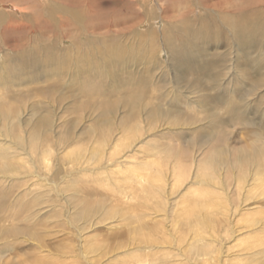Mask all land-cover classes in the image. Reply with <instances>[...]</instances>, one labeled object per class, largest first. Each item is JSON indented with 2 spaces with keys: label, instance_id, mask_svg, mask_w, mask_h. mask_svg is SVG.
Wrapping results in <instances>:
<instances>
[{
  "label": "rangeland",
  "instance_id": "obj_1",
  "mask_svg": "<svg viewBox=\"0 0 264 264\" xmlns=\"http://www.w3.org/2000/svg\"><path fill=\"white\" fill-rule=\"evenodd\" d=\"M258 2L260 1L241 0L240 4L244 6L255 5ZM167 5L168 0H68L66 3L61 0H0V98L7 99L13 110H16L17 114L20 115L21 120L18 123L16 122L17 135L22 134L29 138L30 134L36 130L38 133L47 134L55 151L51 157L50 164L56 166L63 158L69 160H66L65 173L62 174V176L64 175L63 177L67 178L63 179L66 180V183H63V180L60 183V190L64 192V195H53V197L48 198L49 201L47 203V199H41L37 206L23 214V218H26L31 225H44L45 227L43 228L51 229L54 234L61 227L72 230L73 225L71 223H75L74 226H78L82 225L84 221L81 218L82 205L77 199L73 198V193L70 191L71 188L66 190L69 183H79L85 186V194H94L97 191L100 200L101 197L111 196L113 190H121L123 188L130 190L131 180L136 181L139 175H145L149 177L150 182L154 183H145V189L136 184L134 193L129 192V198L123 202L127 204L130 202V205L137 209L129 210L126 209L128 208L127 204L123 206L121 203V205H115L110 201L107 202L106 208L98 215H101V218L97 216L98 221L95 219L93 230L85 233L84 238L86 241H107L112 236L120 234L122 238L120 240L127 242L134 226L135 211H137L139 216H144L142 220L148 226L157 225V228L159 226L163 227L165 231L170 230L171 225H176L179 228L187 223L183 212L191 201L192 208L196 207L194 209L195 213L201 211L207 214L208 218L207 223L205 222V228L213 221V231L209 228L207 229L208 232L205 233L207 241L212 243L217 250L213 255L214 259L212 262L215 264H236L238 261H232V259L237 253L243 254L239 251L246 249V242H253V239H250L251 236L254 233H259L261 231L260 227L264 223V186L256 181L259 177L255 175L254 168L247 167L244 170L247 177L243 183L246 190L244 189L240 193L236 190L234 180L240 177L238 173L241 172L239 171L241 169L237 164L230 165L227 168L225 164H221L220 155L222 152L220 153L216 149L220 146L219 141L215 139L218 135H209L210 132L208 133V131H203V128H198L201 126L208 127L209 124L207 123L206 115L203 114L204 109L202 108V103H200L202 100L198 98L199 94H195L192 89L187 86L182 87L183 95L190 98L189 101L182 99L184 105L188 101L189 106H192H190L192 111H188L187 115L178 113V116L188 118L190 121L195 117L197 121L200 120V124L196 125L197 128L195 130H174L167 125L160 126L159 123L155 125L153 132L145 133L150 128L146 121L140 133H144L141 135L142 143L137 142L138 145L137 143L135 144L136 148L125 149L121 155L109 161L110 153L113 154L114 152V143L116 144L121 136H118L119 133L116 131L115 135L112 134L110 142H104L107 145L103 144L108 154H106L107 156L102 163L94 159H85L87 156L90 157V152L96 146L93 142L94 137H90L89 134L93 128L99 125L98 113L94 110L96 105L103 99L114 101L123 99L124 88L121 85L125 80L131 79L136 83L144 80L143 87L144 90L146 89V101L153 100L154 95L156 97L158 94L161 95L162 92L170 93L175 89L176 84H174L173 75L170 73V68H173V66L161 64L158 56V50L164 49L161 30L163 23H166L162 22L160 18L161 9ZM67 9L74 10L76 15L72 17L66 12ZM171 16L175 22L181 18L177 12L171 14ZM61 18L72 26H85L91 30L90 32L89 30L74 32L72 31L74 28H71V30L63 28L59 35H63L67 31L71 32L74 37L71 40L67 38L60 42L57 39L59 31H46L43 28L54 21L58 22ZM257 19L259 21L258 28H253L250 33L248 32V36L242 39V41H249L250 39L254 41L255 46L252 54L240 50L241 48L247 49L249 46L247 43H241L239 48L238 43L227 44V46L225 43L215 44L214 42L207 50H204L198 39L188 37L187 40L189 41H186L184 45V49L188 51V53L184 52V56L187 57L188 54L193 60L192 62L187 57L186 59L189 62L195 63L196 59L199 58L209 60L208 66L205 68L211 67L213 76L220 77V82L228 86L226 97L223 99L222 107L217 114L218 118L220 120L225 119L228 105L232 102L239 103L246 111L247 125H230V127L220 125L219 127L224 134L222 138L224 142L221 143L223 146L220 148L223 149L224 156L229 157L231 160H233L235 155L243 156L244 150L247 151L257 146L253 141L256 138L260 139L261 133L264 131V87H260L254 95L247 99L241 98L243 92L252 90L251 85L254 81L264 76V69H256L257 66H264V15ZM209 20L217 27L220 26L221 31L224 29L222 25L224 20L220 17L215 19L216 21L212 20V18ZM100 25L108 26L111 30L108 32L103 30L100 33L94 32L95 27ZM199 27V22L194 23L190 31L193 34L199 32ZM146 29L152 30L153 33L149 34L150 36L141 37V34ZM215 30L210 31L214 34ZM223 31L226 32V30ZM173 35L177 39L187 38V32L184 30L177 33L173 32ZM56 39L57 43L54 44ZM72 43H76L77 46L72 47ZM163 55L166 61L167 55L165 53ZM239 55L241 56L238 59L239 63H234V60ZM224 56L226 61L223 63L224 60L221 57ZM221 63L224 65H221ZM207 80L210 81L211 79L207 78ZM211 85H214V83ZM114 87L119 89L116 92V97L113 94H110V98L92 95L96 89L110 92L113 91ZM84 91L88 93L84 94ZM205 94L216 95L217 91L208 89L205 90ZM183 95L181 94V96ZM111 96L114 98L111 99ZM252 102L260 103L258 104L260 105L259 113L251 111ZM167 106L169 104L165 105V108ZM215 106L216 103H214ZM122 116H124L123 112L119 111L114 118V122L117 121L114 128H117L116 126L122 120ZM44 118L47 119L46 122L48 123L42 125L40 121L44 120ZM140 134L137 136H140ZM197 134L199 135L196 140L195 136ZM94 136L98 139L96 135ZM206 139L208 142L203 146ZM127 140L126 138L121 139L120 145L129 144L130 141ZM169 142L172 143L173 151L176 154L179 153L181 147L188 152L187 160L183 163V166L189 167L191 170L188 171L190 173V176L187 177L188 179H184L183 187L177 188L174 195L169 178L166 179L164 190H158L157 182L154 181L157 180L159 170H163V173L165 175L167 173V177H169L170 166L163 165L164 167L159 169V164H156L157 167L152 164L156 158L147 155L150 150H156L154 152L156 154L158 152L157 149H151L152 146L149 145L158 143L161 148H164ZM166 143L167 145H165ZM179 144H182V146ZM258 145L262 146L263 143L259 142ZM18 152L22 154V158L30 160L27 151L18 150ZM81 154L86 156L82 160L83 165L78 166L77 172V168L74 169L75 171L72 174L71 159H76L77 155ZM157 159H159V156ZM157 159L156 161H161ZM117 161H124L121 164V169L117 167ZM149 164L150 166H148ZM197 167L202 170V173L205 169L208 173L214 172L216 181L209 179L212 175L207 177L202 173L200 174L201 176L197 174ZM79 168L88 172L94 171V173L89 172L91 174L90 178L99 180L98 185L96 187L92 183L88 185L86 182L87 177H84L86 173H81ZM68 173L70 174L69 177H67ZM224 173L226 174L224 175ZM17 175V178H23L25 172L22 171ZM198 179L201 181L200 185L196 183L199 181ZM195 180V184L191 183ZM0 181L2 182L1 185L7 187V189L9 185L16 182L12 179L5 181L0 179ZM216 182L219 183V186H215ZM29 183L31 184L32 181H29ZM202 193L223 196L222 202L227 205L228 211L219 208L209 213L206 208L198 207L197 201L200 200L199 195ZM15 194L11 199L12 201L21 199L20 196L24 194V191H19ZM32 194L23 201L22 207L37 196V193ZM90 206H94V203ZM63 207L66 217L65 215L62 217L60 214ZM158 208H160L159 210L164 209L165 212L158 213ZM102 218L104 221L97 225ZM201 220L204 221V219ZM253 220L259 222L258 229L255 228L257 231L247 228ZM136 224L138 223L136 222ZM195 230L190 236L196 235L197 232ZM213 232L216 234L217 242L212 241ZM64 238V233L57 234L56 236L48 237L47 242L55 244ZM79 242H81L80 239ZM113 242L116 243L117 239H113L111 243ZM65 243L70 244L69 241H65ZM31 245L30 243H23L20 246L22 251H9L8 249L0 248V264H30L31 260L27 259L28 255L25 253L32 249ZM196 245H203V242H197ZM182 246L187 248V242H184ZM256 258L260 264L264 263V255H258ZM200 259L202 260L199 256H195L194 261L199 262ZM256 260L251 259L252 262L250 260L242 261L243 263L240 264H255Z\"/></svg>",
  "mask_w": 264,
  "mask_h": 264
},
{
  "label": "bare ground",
  "instance_id": "obj_2",
  "mask_svg": "<svg viewBox=\"0 0 264 264\" xmlns=\"http://www.w3.org/2000/svg\"><path fill=\"white\" fill-rule=\"evenodd\" d=\"M61 1L63 3H66V1L68 0ZM240 1L241 0H168V5L161 9L160 18L162 22L166 23H163V28L161 30V37L164 49L161 48L160 50H158V56L160 58L161 64H166V66H173V68H170V73L173 75L174 84H176L175 89L170 93L162 92L161 95L158 94L156 97L154 95L153 100L146 101V89L144 90L143 87V82L145 81L143 80L139 83H136L131 79L125 80V82H123V84L121 85L123 86L122 88H124L123 99H121L120 101L103 99L98 103V105H96L94 110L96 113H98L99 125H97L95 128L92 129L91 132H89L90 137H94L93 142L96 144V146L93 147L92 152H90V157L82 156L81 154L77 155L76 159H71L70 167L72 168V174L73 171H75L74 169L77 168V172L78 166L83 165L82 160L85 157L86 160L87 158L91 160L94 159L99 163H102L105 157L107 156L106 154H108L106 153L104 149L105 146L103 144H106L104 142H110L112 134H114L116 131L119 133L118 136H121L120 139L117 140L116 144L114 143V152L113 154L110 153V157L108 158L109 161H112L116 158V156L121 155V153L124 152L125 149L136 148L137 146L135 144L137 142L142 143L141 135H143L144 133H140L142 132L143 125L146 124V121L150 128L149 131L145 133L153 132L155 130V125L159 123L160 126L167 125L169 127H172L171 129L174 130H195L197 128L196 125L198 123L200 124V120L197 121L195 117L190 121V119L180 116L184 114L187 115L188 111H192V108H190L191 105L189 106L188 102L190 99L189 96H185L182 93V87L187 86L188 88L192 89L195 94H199L198 98L202 100L200 101V103H202V108L204 109L203 114H205L207 117L206 120L209 124L207 125L210 129L207 126H201L198 128H203V131H208V133L210 132L209 135H218V137L216 136L215 139L219 141L220 146L216 149H218V152H222V154L220 155L222 160L221 164H225L226 168L230 165L237 164L241 169L239 170L241 172H237L238 174H240V177L234 180L236 190H238L240 193V191L242 192V190L245 189L243 183L247 176L245 174L246 171L244 172V170L247 167L254 168V171L256 173L255 175L259 177V179L256 181L262 183V185L264 186V131L261 133L260 139L256 138L253 141V143L257 146H254L247 151L244 150L243 156L235 155L233 156V160L229 159V157H225L223 149L220 148L221 146H223L221 143L224 142V140H222L224 134L223 131L219 129V127L220 125H226L228 127H230V125H247V119L245 117L246 111L239 103L232 102L228 105L225 119L220 120L217 114L219 113V109L222 107L223 99L226 97V91L228 90V86L223 85L220 82V77L213 76L211 67L205 68L206 66H208L207 63L209 62V60L207 61L203 58H199L196 59L195 63H191L188 59H186L187 57L191 59V56H188V54L187 57L184 56V52L188 53V51L184 49L185 42L189 41L187 40L188 37L195 38L196 40L198 39L203 45L204 50H207L211 44H214V42L215 44L225 43L226 45L238 43L239 48L241 47V43H247V45H249L248 48H241L240 50L243 52L245 51V53L252 54L253 47L255 46L254 41H251V39L249 41H242V39L248 36V32L250 33L253 28H258L259 21L257 18H259L261 15H264V0H256L260 2L255 5L249 4L245 6L240 4ZM66 12L72 17L76 15V12L72 9H67ZM176 12L179 13V15L181 16V18L178 19L177 22L173 21L171 16V14H174ZM219 17L224 20L222 25L224 26L223 30H226V32L223 30L221 31L219 28L220 26L217 27L213 23L209 22V19L212 18V20L216 21L215 19ZM198 22L200 23V30L199 32L193 34L190 31L191 26L194 25V23L196 24ZM63 28H67L70 30L71 28H74L72 30L74 32H77L79 30H89L90 32L91 30L90 28L87 29L85 26H72L71 24H68L66 21L62 20V18L58 22L54 21L47 26L45 25L43 29L46 31H59L57 39H59L60 42L67 38L71 40L74 37L71 32L65 31L63 35H59ZM214 29L216 30L213 34L210 30ZM103 30H107L108 32L111 29L108 26L104 27L103 25H100L98 27H95L94 32L100 33ZM183 30L187 32L186 39H177L174 37L175 34L173 35V32L177 33ZM152 33V30L146 29L141 34V37H145L146 35L150 36L149 34ZM57 39L54 41V44L57 43ZM71 46L76 47L77 45L76 43H72ZM164 53L167 55L166 61L164 59ZM240 57V55L239 57L237 56V58L234 60V63H239L238 59ZM221 58L224 60V63L226 61L225 56ZM221 65L224 64L221 63ZM257 68L264 69V66L260 65V67L257 66L256 69ZM207 78H210L211 80L209 81L207 80ZM212 83H214V85H211ZM251 87L252 90H247L246 92H243L241 94L242 99H247L248 97H251L256 91H258V89H260V87H264V76L259 78V80L254 81ZM208 89L216 90L217 94H205V90ZM117 90L119 89L116 87H114L113 91L110 92H104L101 89H96V91H94L92 95L110 98V94H113V96L116 97ZM240 90L242 91L241 88ZM180 92L183 96H181ZM87 93L88 92L84 91V94ZM113 98L111 96V99ZM182 99L188 100V103L186 102L184 105V101ZM214 103H216L215 107ZM256 103H251V111L259 113L260 105L258 104L260 103ZM167 104H169V106L165 108V105ZM119 111H122L124 116H122V120H120L121 123L120 121L118 122V125L116 126L117 128H114L115 123L117 122H114V118L116 117ZM178 113H180L179 116ZM188 115L190 114L188 113ZM19 120H21L20 115L17 114L16 110H13L12 106L9 105L7 99L0 98V179H2V181L8 179L16 181L13 184L9 185L8 189L7 187L1 185L2 182L0 181V248L8 249L9 251H22L20 246L23 245V243L32 244V249L28 252L29 254L25 253L28 255L27 259L31 260L30 264H200L202 262L204 264H215L212 262V260L214 259L213 255L217 252V250L212 243L207 241L205 237V233L208 232L207 229L210 228L211 230L214 227L213 221L212 223H209L208 227L205 228V222L208 218L207 214H204L201 211L199 213H195L194 209H196V207L192 208L191 201L189 202L190 204L185 207L186 209H184L183 212V215L186 217L185 220H187V223L183 224V226L179 228H177L176 225H171V229L165 231L163 227L159 226L157 228V225L148 226L144 224L142 220V218L144 219V216H139L137 211H135V220L138 224H136L134 218L131 217L134 220V226L132 227L130 234L131 236L129 235L130 237L127 242L120 240L122 239L120 234L112 236L107 241L85 240V233H89L90 230H93L95 226L94 221H96L101 216L98 215L104 210V208H106V203L110 201L115 205H119L121 203L124 206V204H127L123 202L127 200V198H129V192L134 193V186L136 184H138L142 189H145V183L150 182L149 177L145 175H139L136 181L130 179V190H128L127 188H123L121 190H111V196L109 195V197H101L100 200L98 198L96 190V192L94 193L95 195L92 193L85 194V186H82L79 183H69L66 187V190L71 188L70 191L71 193H73V198L77 199L80 205H82L81 218L84 221L82 225L77 224L78 226H74L75 223H71V225H73L72 230H68L61 227L58 229L56 234H54L51 229L43 228L45 227L44 225L29 224L27 222V219L23 218V214L25 212L32 210V208L37 206L43 198L47 199V203L49 201L48 198L53 197V195H64V192L60 190V183L61 180L67 179L66 177H63L64 175L62 176V174L65 173V166L67 164L66 160H69L63 158L57 163L56 166L50 164L51 157L54 155L53 153L55 152L53 150V145H51L52 142H50V138L47 136V134L38 133L37 130L31 133L29 138L23 136L22 134L17 135L16 122L18 123ZM46 121L47 119L44 118V120L42 119L40 123L44 125L48 123ZM212 129L213 131L211 132ZM139 134L140 136H137ZM94 135H96L98 139ZM198 135L199 134L195 136L196 140L198 138ZM125 138L128 139L130 143L127 145H120V140H123ZM170 142L168 145L166 143L165 145L167 146H164V148H161L158 143H156L155 145H149L152 146L151 149H157L158 152L156 154L154 153L156 150H150L147 155L156 159L159 156V159L157 160L161 161L159 162L155 159L152 163L155 164L154 166L156 167V164H159V169H162V167H164L165 165L170 166V169L168 168V174H170L169 177H167V173L166 175L165 173H163V170H159V173L157 174V180L154 181L157 182L158 190H164V186H166L167 182L166 179L169 178V181L172 184V193L174 195L177 188L183 187V184L185 183L184 179L186 180V178L190 176V173H188V171L191 170L189 167L183 166V163H185V161L187 160L188 152L183 150L184 148L182 149L181 147V149H179V153L176 154L173 151V145ZM179 142H181V140ZM207 142L208 140L206 139L205 144H201H203L204 146ZM259 142H262L263 145L259 146ZM8 143L10 144L7 145ZM180 146H182V144ZM18 150L27 151V155L29 156L30 160L22 158V154H20ZM122 162L124 161H117L118 164L116 165L119 169H121ZM148 166H150V164ZM197 168L198 169L196 173L200 175L202 173V170H200L199 167ZM147 169L149 168L147 167ZM80 170L81 173H86V176L84 177H87L86 182L88 185H90L91 183L93 186L95 185L94 187L98 185L99 180H97L96 178H90V173H94V171H89V173L85 169ZM22 171L25 172V176L23 178H17V174L21 173ZM202 174L207 177L212 175L209 178L211 180H215L216 178L214 177V172L208 173L206 169L203 171ZM225 174L226 173H224V175ZM67 175V177L70 176L69 173ZM26 178L28 179L24 181ZM29 181H32V183L30 184ZM195 182L196 180L192 181L191 183L195 184ZM206 182L210 183L209 181ZM63 183H66V180H63ZM196 183L200 185L201 181L199 180ZM215 186H219V183L216 182ZM19 191H24V194L20 196L21 199H19L18 201H12V197H14L16 195L15 193ZM32 193H37V196L33 200L29 201L27 205H23L22 207L23 201L26 200V198ZM94 197L96 198L93 199ZM222 197L218 196V194L202 193L199 195L200 200L197 201V206L206 208L209 213L219 208H223L225 211H228L226 207L227 205L223 204L222 202ZM93 203L94 206H90ZM128 203V208H126L125 206L126 209H137H134V207L130 205V202ZM159 209L160 208H158L157 210L158 213L165 212L164 209ZM60 214L62 217H64V215L66 214L64 207L61 209ZM201 219H204V221ZM102 221H104L103 218L99 220L97 225L102 223ZM257 227H259V222L257 220H253L247 228H249V230H256L255 228ZM260 228L261 231L259 233L256 232L257 234L254 233V235L251 236L250 239H253V242H246V249L239 251L243 254L234 253L236 254V256L232 259V261H238L236 264H240L243 263L242 261H251V259L256 260V256L264 255V223L261 225ZM194 230L197 233L195 236L192 237L190 236V234L193 233ZM211 231H213V229ZM62 233L65 234V238L62 241L56 242L55 244H49L47 242L48 237L53 235L56 236L57 234ZM212 237V241L217 242L215 238V233L214 235H212ZM79 239L81 242H79ZM113 239H117V242L111 243ZM65 241H69L70 244L65 243ZM184 242H187V248H183L182 245ZM197 242H203V245H196ZM195 256H199L200 258H202V260L200 259L199 262L194 261ZM256 261L257 262L255 264H260L258 260Z\"/></svg>",
  "mask_w": 264,
  "mask_h": 264
}]
</instances>
